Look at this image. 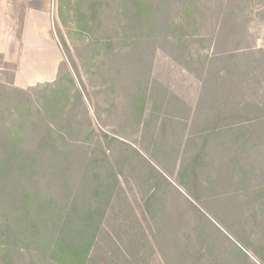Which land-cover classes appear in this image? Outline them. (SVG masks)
Segmentation results:
<instances>
[{"label":"trees","instance_id":"16d2710c","mask_svg":"<svg viewBox=\"0 0 264 264\" xmlns=\"http://www.w3.org/2000/svg\"><path fill=\"white\" fill-rule=\"evenodd\" d=\"M58 1L70 66L62 61L55 80L26 88L0 80V264H149L146 231L122 209L123 185L131 174L142 214L164 221L169 182L130 144L96 133L89 81L109 113L122 95L136 141L166 171L176 160L179 183L196 199L237 208L243 197L264 198V53L240 47L257 3ZM158 49L201 82L195 108L152 77ZM5 67L16 64L0 53ZM158 230L167 264L245 262L206 226L177 238Z\"/></svg>","mask_w":264,"mask_h":264},{"label":"rangeland","instance_id":"374dc122","mask_svg":"<svg viewBox=\"0 0 264 264\" xmlns=\"http://www.w3.org/2000/svg\"><path fill=\"white\" fill-rule=\"evenodd\" d=\"M5 1L7 2L0 0V53L3 52L5 60L16 64V69L14 70L12 67L0 68V80L8 85L13 84L21 88L55 80L62 61L68 62L70 66L63 51V40L59 31L60 27L64 37L68 38L66 27L63 26L59 14V1L38 0L39 12L27 8L28 6L24 4L23 6H9V0ZM253 1L257 3L252 14L254 18L249 24L247 35L243 34L240 47L249 45L251 50H262L264 53V0ZM68 41L72 44L69 38ZM254 56H258L260 59L259 53ZM12 74H14L13 83L11 81ZM85 75L84 73L83 79L87 82ZM152 77L163 83L190 106L196 107L200 97L201 82L161 49L157 50L154 57ZM96 82V80L89 81L88 89L91 102L85 98L96 133L100 136L106 133L110 137L130 144L132 148H128L129 152H139L144 156L146 162L160 170L169 182L167 188L169 199L165 201L166 216L164 221L159 217L153 218L147 213L142 214L144 199L131 174L128 176L130 183L126 184L124 181L123 185L128 200L122 203V209L129 212V221H133L146 231L149 243L142 252L147 254L149 264H167L159 247L156 246L154 238V236L160 237L158 227L161 228V234L168 232L171 237L177 238L187 233L192 234L193 232L190 231L193 230L194 225L196 227L199 224L206 226V231L217 241L219 239L224 249L228 250L233 246L240 248L239 254H246L244 256L246 264H264L261 257L256 256V252L262 257L264 255V198L250 201L243 197L240 201L244 205L237 208L223 202V205L209 204V200L202 194L200 196L203 197V200L196 199L184 185L179 183V164L176 160L172 159L168 163L170 170L166 171L136 141L138 135L136 137L133 135L130 123L125 120L122 95L119 93L115 99L118 110L109 113L108 97L96 96L94 92H99L100 87L95 89L90 87ZM97 84L99 83L97 82ZM263 87L264 83L260 87L259 94L260 91L263 93ZM151 105V101H148L147 116L151 112ZM113 144L116 145L113 147L117 149L120 146L116 143ZM105 146L108 148L106 142ZM122 147V151L127 150L126 146ZM262 174H264L263 170ZM255 185H258L257 182ZM171 186L178 189L182 197H186L193 205L181 201V196L170 190ZM254 187L250 186L249 191L255 189ZM194 208H198L200 214ZM161 222H163L162 225H160ZM177 242L179 243L181 240Z\"/></svg>","mask_w":264,"mask_h":264},{"label":"crops","instance_id":"0c3cea01","mask_svg":"<svg viewBox=\"0 0 264 264\" xmlns=\"http://www.w3.org/2000/svg\"><path fill=\"white\" fill-rule=\"evenodd\" d=\"M5 3L7 2V1H5V0H3ZM23 4L25 5V6H28L27 8H31V9H33L34 11H37V12H39L38 10V0H25V1H23V0H9V2H8V5L9 6H23ZM30 4V5H29ZM41 10H44V8H41ZM1 53H3V52H1ZM233 248H235V246H233ZM232 249V248H231ZM240 249V248H239ZM241 250V249H240ZM241 252V251H240ZM243 258H244V260L246 261V259H245V255L246 254H244V255H242V254H240ZM256 256H260L261 257V260H262V262H264V255H263V257H262V255H260V254H258L257 252H256ZM243 264H246L245 262L243 263Z\"/></svg>","mask_w":264,"mask_h":264}]
</instances>
